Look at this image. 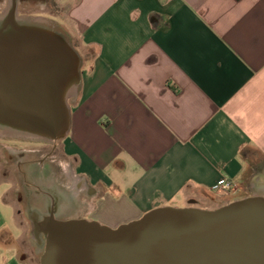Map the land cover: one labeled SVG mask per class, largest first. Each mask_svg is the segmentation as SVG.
I'll use <instances>...</instances> for the list:
<instances>
[{
	"label": "crops",
	"instance_id": "0c3cea01",
	"mask_svg": "<svg viewBox=\"0 0 264 264\" xmlns=\"http://www.w3.org/2000/svg\"><path fill=\"white\" fill-rule=\"evenodd\" d=\"M56 3L83 58L63 144L92 220L117 228L158 207L207 208L220 179L243 184L263 165L264 0ZM10 150L0 201L18 219L0 218V264H30L2 190Z\"/></svg>",
	"mask_w": 264,
	"mask_h": 264
},
{
	"label": "water",
	"instance_id": "95a60500",
	"mask_svg": "<svg viewBox=\"0 0 264 264\" xmlns=\"http://www.w3.org/2000/svg\"><path fill=\"white\" fill-rule=\"evenodd\" d=\"M82 70L61 24L8 8L0 15V130L16 135L0 139L65 141ZM254 175L251 197L216 209L158 207L117 228L61 220L51 197L27 213L40 264H264V188L255 184L264 169Z\"/></svg>",
	"mask_w": 264,
	"mask_h": 264
},
{
	"label": "rangeland",
	"instance_id": "374dc122",
	"mask_svg": "<svg viewBox=\"0 0 264 264\" xmlns=\"http://www.w3.org/2000/svg\"><path fill=\"white\" fill-rule=\"evenodd\" d=\"M38 2H42L43 4L45 1L38 0ZM51 2H53V6L56 7V10L55 12L53 10V12L51 13L52 17L49 16L50 17L49 18L47 15V19H51L52 21L59 22L60 24L63 25V21L62 19L59 18V16L62 17V15L65 13V10L64 9L61 10L59 7H57L56 0H51ZM42 7H44V5H42ZM77 102H78V99L71 101L70 104L72 106V109L76 105ZM9 137H13V136H9ZM38 140L40 141L41 139H37V141ZM7 141L4 139H0V144H1L0 148H2L3 146H7V145L10 146L11 144L8 143ZM36 143L41 144L38 147L39 149L43 151L45 150L42 153L44 156L47 155L48 153H53L52 155L54 156L50 157L49 159H46V158L43 159L42 157L39 158L40 162L38 161L34 166L27 168L26 171H27L28 176L31 177V179H35V181L37 180L36 184L40 185L41 186L40 189H42L43 191H48V192L54 191L58 193V195H60V198L62 199L61 201L62 205L66 204L65 199H63V197L70 196V192H72V196H75V198L77 199L78 197L76 196L77 194L80 193V191L76 190V186H74L75 185L74 181L76 180L78 176L71 175L75 173H74L73 167L71 166L72 164L70 163L69 159L65 155L64 144H63L64 141L59 145H54V144L45 143V142H36ZM8 157H9L8 164L6 165V167L4 166L5 168H3V170L1 171V174L2 175L5 174L4 179L9 181V185H3L2 190L4 191L6 189L8 190L10 188L12 189L10 192V195L8 196V203L14 205L16 209L18 210V212L20 213V219L18 222L20 225L19 224L18 225L24 230L23 238H22V247H23V252H24V255L26 256L27 262H29L30 264H40L41 257L40 255L37 254L38 244L37 243L35 244V242L33 241L32 225H31L30 217L27 213H23V210L27 206L32 207L33 205L34 207L36 203L34 204L31 201L34 199L40 200L42 196L40 195L39 189L37 190L36 187L32 186L31 184H28V187H27L24 184H22V182L19 179L18 180L16 179V177L20 175L19 168L17 166L18 159L13 156H8ZM52 160H55L57 162L51 163ZM261 164L263 165H261L259 169L255 167L251 168L252 170L250 174H252L253 171L254 173L251 175V177H249L250 179L246 183L241 184L239 182V184L242 185V189L240 190L237 196L231 198L228 201L221 199L218 204L213 203V201L211 200V203H200L199 206L201 207L208 206L207 208L216 209V208L225 206L228 203H233L235 201H239V200L251 197L253 194L256 193L254 190V186L252 185V181L255 177L254 174L256 173V171L260 169H264V163H261ZM257 185H259L261 188H264L263 182L258 183ZM74 190H76L77 192ZM18 199H22V200H18ZM81 199L84 200L83 202L84 211H88L89 204L91 203V197H89L85 193V190H84V195H82ZM30 202H31V205H30ZM40 202L43 206L47 204L46 200L43 202L42 200H40ZM178 206L180 207H176V208H183L181 207L183 205H178ZM93 216L94 215L92 213L91 217ZM0 218L2 219L3 222L7 224L8 227L10 228L17 227L16 220L18 218L14 220L13 209L3 205L1 201H0Z\"/></svg>",
	"mask_w": 264,
	"mask_h": 264
},
{
	"label": "flooded vegetation",
	"instance_id": "af4514ba",
	"mask_svg": "<svg viewBox=\"0 0 264 264\" xmlns=\"http://www.w3.org/2000/svg\"><path fill=\"white\" fill-rule=\"evenodd\" d=\"M45 2L42 4V2H38V0H0V15H3L5 11L8 8H13L16 11V15L18 17H52V12L56 10V7L53 6V2L51 0H44ZM44 5V7H42ZM37 9V10H36ZM39 11V12H38ZM43 11V12H41ZM41 12V13H40ZM41 14V15H40ZM49 17V18H50ZM7 137V136H6ZM9 137V136H8ZM39 139V138H38ZM8 140L7 142L11 145L8 146L10 149L9 154L15 158L18 159L17 166L19 168L20 175L16 177V179L20 180L22 184L28 187V184H31L32 186L36 187V189H39L40 195L42 198L40 200L43 201H50L51 197L54 198L50 201V210L53 212H57L60 216L59 219L61 220H72V219H90L91 213L88 211H84L83 209V202L84 200L81 199L82 195H84V189H82L83 185L78 186V191H80L79 194L75 196H72V192H70V196H65L63 199H65L66 204L62 205L60 198V195L54 191H43L40 189V185L36 184L37 180L31 179V177L27 174V168L34 166L38 161L39 158L43 159H49L50 157H53V153H46L47 155H43L42 153L45 151L39 149L38 147L41 144H37L33 141H25V140H18V139H4ZM30 158V159H29ZM40 162V161H39ZM57 161L52 160L51 163H56ZM23 167V168H22ZM22 168V169H21ZM260 166L258 167V169ZM40 176V175H38ZM66 176V175H65ZM41 179V178H39ZM84 182V180H81ZM71 184V182H70ZM63 186V185H62ZM85 193L90 197V188L85 190ZM52 195V196H51ZM92 197V196H91ZM22 200V199H18ZM40 200L34 199L31 202L36 203L35 206L29 207L27 206L24 208L23 213H28L31 211V214L34 213L35 210H40L43 208V205L41 204ZM30 202V205H31ZM41 207V208H40ZM47 211V210H46Z\"/></svg>",
	"mask_w": 264,
	"mask_h": 264
},
{
	"label": "built area",
	"instance_id": "2783aa9c",
	"mask_svg": "<svg viewBox=\"0 0 264 264\" xmlns=\"http://www.w3.org/2000/svg\"><path fill=\"white\" fill-rule=\"evenodd\" d=\"M241 189L242 185L235 180L222 178L210 188V192L214 195L212 201L217 204L221 199L228 201L237 196Z\"/></svg>",
	"mask_w": 264,
	"mask_h": 264
},
{
	"label": "bare ground",
	"instance_id": "6f19581e",
	"mask_svg": "<svg viewBox=\"0 0 264 264\" xmlns=\"http://www.w3.org/2000/svg\"><path fill=\"white\" fill-rule=\"evenodd\" d=\"M72 94V93H71ZM70 94V95H71ZM18 134V133H17ZM0 135H2L3 137H6V136H13V135H16V133H14V132H10V131H4V130H0ZM20 135V134H19ZM56 142V141H55ZM57 143V142H56ZM72 173V172H71ZM71 175H75V176H77L76 174H71ZM76 178V177H75ZM75 182V185L74 186H76V190H78V186H80V185H82L84 182H82L81 181V178L80 177H77L76 178V180L74 181ZM72 186V185H71ZM70 186V187H71ZM84 186V185H83ZM72 188V187H71ZM84 188H85V186H84ZM76 190H74V191H76ZM77 192V191H76Z\"/></svg>",
	"mask_w": 264,
	"mask_h": 264
}]
</instances>
